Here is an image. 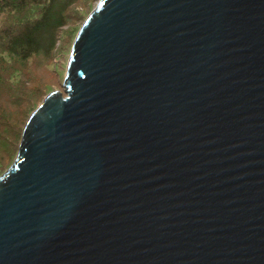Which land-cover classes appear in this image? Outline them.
Masks as SVG:
<instances>
[{"label": "water", "instance_id": "obj_1", "mask_svg": "<svg viewBox=\"0 0 264 264\" xmlns=\"http://www.w3.org/2000/svg\"><path fill=\"white\" fill-rule=\"evenodd\" d=\"M0 174V264H264V0H97Z\"/></svg>", "mask_w": 264, "mask_h": 264}, {"label": "rangeland", "instance_id": "obj_2", "mask_svg": "<svg viewBox=\"0 0 264 264\" xmlns=\"http://www.w3.org/2000/svg\"><path fill=\"white\" fill-rule=\"evenodd\" d=\"M96 2L78 0L69 7L66 24L58 31L49 55L35 54L26 60L3 56L6 78L0 84V174L14 159L15 143L25 120L53 88L62 91L60 83L72 41Z\"/></svg>", "mask_w": 264, "mask_h": 264}, {"label": "trees", "instance_id": "obj_3", "mask_svg": "<svg viewBox=\"0 0 264 264\" xmlns=\"http://www.w3.org/2000/svg\"><path fill=\"white\" fill-rule=\"evenodd\" d=\"M77 1L0 0V84L6 78L3 56L26 60L35 54L49 55L55 48L58 31L66 24L67 10ZM21 132L22 129L14 157Z\"/></svg>", "mask_w": 264, "mask_h": 264}]
</instances>
